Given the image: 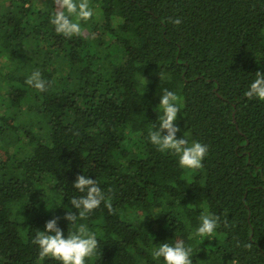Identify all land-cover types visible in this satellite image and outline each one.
<instances>
[{
	"label": "trees",
	"instance_id": "trees-1",
	"mask_svg": "<svg viewBox=\"0 0 264 264\" xmlns=\"http://www.w3.org/2000/svg\"><path fill=\"white\" fill-rule=\"evenodd\" d=\"M89 2L67 38L52 0H0V264H59L32 243L53 217L65 238L96 233L85 264H163L153 249L177 241L192 264H264V101L244 96L264 73V0ZM35 70L47 91L25 83ZM165 89L176 137L208 146L198 170L148 139ZM80 174L112 211L71 227ZM203 214L220 217L211 237L195 235Z\"/></svg>",
	"mask_w": 264,
	"mask_h": 264
},
{
	"label": "clouds",
	"instance_id": "clouds-1",
	"mask_svg": "<svg viewBox=\"0 0 264 264\" xmlns=\"http://www.w3.org/2000/svg\"><path fill=\"white\" fill-rule=\"evenodd\" d=\"M52 3L56 10L50 22L54 25L56 33L67 38L80 36L82 34L81 21L87 22L94 14L89 0H52ZM181 22L178 17L172 20L175 25H179ZM25 83L38 92H45L50 86L42 78L39 70L33 71L26 78ZM244 96L248 100L264 101V73L259 71L255 73V78L245 91ZM181 106L180 97L165 89L159 99L158 108L154 109L158 113V125H153L155 130L149 131L148 139L158 151L177 155L181 168L198 170L203 167L202 161L208 154V146L198 141H193L190 144L184 137L179 139L176 137L180 128L175 124V120ZM162 132L166 134H162ZM72 187L82 195L70 200L71 208L76 209L78 215L69 209L63 216V219L68 221L71 227L76 226L78 220L85 219L99 208L102 202L110 212L112 211L110 198L105 196L95 179L80 174L75 178ZM60 219L61 217L49 219L45 222L44 231H38L35 235L32 243L39 248L38 258L40 260L51 258L58 261L59 264H85L86 259L94 257L96 249L99 247L96 233L90 232L85 224H80L75 232L68 233L65 238L63 231L58 226ZM199 220L200 224L195 235L199 237L213 236L219 227L220 217L203 214ZM224 226H228L226 221ZM252 246L251 243L245 245L248 249H251ZM191 254L192 248L186 247L183 241H177L174 245L161 243L152 251L153 259L162 258L163 264H192Z\"/></svg>",
	"mask_w": 264,
	"mask_h": 264
},
{
	"label": "rangeland",
	"instance_id": "rangeland-1",
	"mask_svg": "<svg viewBox=\"0 0 264 264\" xmlns=\"http://www.w3.org/2000/svg\"><path fill=\"white\" fill-rule=\"evenodd\" d=\"M162 114V113H161Z\"/></svg>",
	"mask_w": 264,
	"mask_h": 264
}]
</instances>
